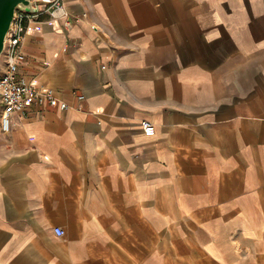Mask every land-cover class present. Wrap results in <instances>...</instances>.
<instances>
[{
    "label": "crops",
    "instance_id": "1",
    "mask_svg": "<svg viewBox=\"0 0 264 264\" xmlns=\"http://www.w3.org/2000/svg\"><path fill=\"white\" fill-rule=\"evenodd\" d=\"M63 3L19 72L67 106L0 130V264H264V0Z\"/></svg>",
    "mask_w": 264,
    "mask_h": 264
},
{
    "label": "built area",
    "instance_id": "2",
    "mask_svg": "<svg viewBox=\"0 0 264 264\" xmlns=\"http://www.w3.org/2000/svg\"><path fill=\"white\" fill-rule=\"evenodd\" d=\"M34 12L16 9L11 27L4 41V50L0 56V130L8 133L12 117L25 118L32 105L44 102L49 105H59L66 108V103L55 96V91L49 87H36L26 81L19 72L24 56L21 45L27 29L34 22L60 21L65 29L72 24V17L66 9L63 0H31ZM95 29L94 26H92ZM145 135H152L154 125L147 120L140 122ZM57 236L63 234L60 227H54Z\"/></svg>",
    "mask_w": 264,
    "mask_h": 264
},
{
    "label": "water",
    "instance_id": "3",
    "mask_svg": "<svg viewBox=\"0 0 264 264\" xmlns=\"http://www.w3.org/2000/svg\"><path fill=\"white\" fill-rule=\"evenodd\" d=\"M34 12L31 0H0V56L4 50V41L11 27L15 10Z\"/></svg>",
    "mask_w": 264,
    "mask_h": 264
}]
</instances>
